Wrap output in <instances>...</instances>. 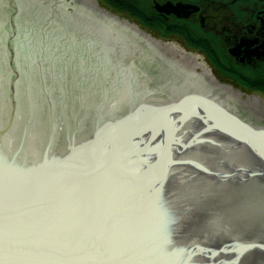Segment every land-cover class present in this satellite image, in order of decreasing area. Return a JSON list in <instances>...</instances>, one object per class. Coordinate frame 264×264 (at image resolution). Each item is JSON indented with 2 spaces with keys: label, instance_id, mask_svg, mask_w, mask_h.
<instances>
[{
  "label": "water",
  "instance_id": "water-1",
  "mask_svg": "<svg viewBox=\"0 0 264 264\" xmlns=\"http://www.w3.org/2000/svg\"><path fill=\"white\" fill-rule=\"evenodd\" d=\"M80 5L0 0V264H264V115Z\"/></svg>",
  "mask_w": 264,
  "mask_h": 264
},
{
  "label": "flooded vegetation",
  "instance_id": "flooded-vegetation-1",
  "mask_svg": "<svg viewBox=\"0 0 264 264\" xmlns=\"http://www.w3.org/2000/svg\"><path fill=\"white\" fill-rule=\"evenodd\" d=\"M147 16L205 89L264 115V0H151Z\"/></svg>",
  "mask_w": 264,
  "mask_h": 264
},
{
  "label": "bare ground",
  "instance_id": "bare-ground-1",
  "mask_svg": "<svg viewBox=\"0 0 264 264\" xmlns=\"http://www.w3.org/2000/svg\"><path fill=\"white\" fill-rule=\"evenodd\" d=\"M94 2V0H80V10L82 11V13H87L86 6H91V9L96 8L100 10ZM100 12L106 13V11L104 10H100ZM108 17L114 22L118 23L120 27L114 24H109L102 20H98V18H96V22L104 24L100 25V27H98L99 29L111 35L112 37L119 40L120 42L130 47L134 51L138 52L142 56L146 57L147 59L151 56L159 57L164 62V67H162L163 69H165L172 75L176 76L180 80L184 81L188 85L192 86L199 92L203 93L207 97L211 98L215 102L219 103L220 105L240 117V111L235 108L234 105L231 104L228 100L219 97L216 93H213V91L211 90L201 88L199 83L195 80L196 78H198V75L193 71L191 72L190 70V66H192L191 57L187 53H184L182 56L179 57H174L173 52L175 53V51H182L181 49L179 50L177 46H174L175 44H169V46H167L168 44H160V42L156 41V39L151 37V35L144 33L139 28L130 25L126 21L122 22L113 16ZM127 33H129L131 37ZM132 42H135L138 45L137 49L131 46Z\"/></svg>",
  "mask_w": 264,
  "mask_h": 264
},
{
  "label": "rangeland",
  "instance_id": "rangeland-1",
  "mask_svg": "<svg viewBox=\"0 0 264 264\" xmlns=\"http://www.w3.org/2000/svg\"><path fill=\"white\" fill-rule=\"evenodd\" d=\"M94 1H95L96 5L98 6V8H99L100 10H104V11H106V12L109 13L111 16L116 17L117 19H119V20L122 21V22H125V21H126V22L129 23L130 25H132V26H133V25L136 26L137 28H139V29H140L141 31H143L144 33L151 35V37L155 38L156 40H161V41H163V43L160 42V44L167 45L166 43H168V42H172V41H171L172 39L168 40V42H167V40L163 39V38L160 36L158 30L152 32L153 30H151V29H150V30H149V29H145V28H148V27L143 26V25H142L140 22H138L136 19H132V18L129 16L131 12H128V7H120V5L118 4V5L116 6V9L113 10V9L110 8V4H109V2H108L107 0H94ZM143 1H144L143 5L145 6L147 0H143ZM139 7H140V8H143V6H139ZM164 42H166V43H164ZM174 42H175V41H173V43H171V44H174ZM167 46H168V45H167ZM198 72H200V71H198Z\"/></svg>",
  "mask_w": 264,
  "mask_h": 264
},
{
  "label": "trees",
  "instance_id": "trees-1",
  "mask_svg": "<svg viewBox=\"0 0 264 264\" xmlns=\"http://www.w3.org/2000/svg\"><path fill=\"white\" fill-rule=\"evenodd\" d=\"M109 4L116 6V3L114 0H107ZM143 0H120V7H128V12H131L130 15L137 18L141 23H145L147 21V18L144 15V12L139 10L137 7L143 4ZM133 6V10L129 7Z\"/></svg>",
  "mask_w": 264,
  "mask_h": 264
}]
</instances>
